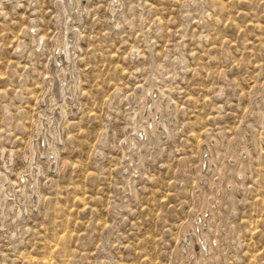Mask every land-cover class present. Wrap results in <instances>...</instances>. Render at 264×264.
<instances>
[{
	"label": "rangeland",
	"instance_id": "obj_1",
	"mask_svg": "<svg viewBox=\"0 0 264 264\" xmlns=\"http://www.w3.org/2000/svg\"><path fill=\"white\" fill-rule=\"evenodd\" d=\"M67 1L0 0V264H187L203 199L264 264V0Z\"/></svg>",
	"mask_w": 264,
	"mask_h": 264
},
{
	"label": "bare ground",
	"instance_id": "obj_2",
	"mask_svg": "<svg viewBox=\"0 0 264 264\" xmlns=\"http://www.w3.org/2000/svg\"><path fill=\"white\" fill-rule=\"evenodd\" d=\"M79 1V0H78ZM76 2H77V0H68L67 1V6L70 8V9H72V10H74V8H76V5H78V4H76ZM76 11V10H75ZM74 12V11H73ZM71 36H73V35H71ZM41 42V41H40ZM40 42H38V43H40ZM58 49L60 50V48H59V46H58ZM60 53V52H59ZM65 57V56H64ZM55 58V60L57 59L59 62L62 60H59L58 58H56V57H54ZM53 58V59H54ZM54 61V60H53ZM68 65L67 64H64V65H62V64H57V63H53V65H52V71H53V73L55 74V77H56V69H60L62 72L63 71H66V70H68ZM69 74V73H68ZM68 74H66L67 75V78H69V80H71L72 78L70 77V75H68ZM53 79V83H52V90L54 91V93L56 94V78L54 79V78H52ZM151 96H152V94H150V98H151ZM154 118V117H153ZM152 118V115H148L147 116V120L149 121V122H152L153 119ZM158 127V126H157ZM138 132V131H137ZM139 132H140V135H142L144 132H142V131H140L139 130ZM139 134V133H138ZM41 144V143H40ZM206 153V152H205ZM208 153V152H207ZM205 159H207V158H205ZM205 163H207V161L205 162ZM209 163V162H208ZM207 163V164H208ZM206 164V165H207ZM205 165V166H206ZM207 169V168H206ZM203 170H205V169H203ZM203 170H201V174H200V177H199V179L201 178V179H203V178H205V176L206 175H204L203 173H206V170L205 171H203ZM200 171V170H199ZM203 171V172H202ZM207 180V179H206ZM202 183V182H201ZM204 184V183H203ZM3 199H4V195L3 194H1L0 195V203L3 201ZM207 201V202H206ZM206 201H204V199L201 201V206H199L198 208V211L195 213V217H198V220H196L195 222H193V223H191V224H189V225H187L185 228H184V231H183V240H182V242H181V246H179L180 247V256H181V259H183V258H185V262L187 261V264H195V263H197L199 260L201 261V254H202V249L200 250V248H201V245H206V235H204L203 233H202V231H201V223H203L204 222V217H203V215H202V212L203 211H206V212H210V207H209V205H208V200H206ZM211 202V201H210ZM209 202V203H210ZM199 219H200V221H199ZM198 229V232L196 231V229ZM192 239H194V240H198V244H199V250L198 251H195V250H192L193 248H191L192 247V243H191V240ZM193 241V240H192ZM197 248V247H196ZM206 248V247H205ZM188 255H189V257H188ZM192 256V257H191ZM183 261V260H182ZM183 263V262H182Z\"/></svg>",
	"mask_w": 264,
	"mask_h": 264
}]
</instances>
